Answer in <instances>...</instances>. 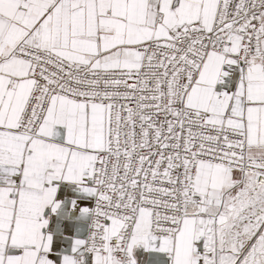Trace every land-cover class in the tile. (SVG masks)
<instances>
[{"label": "snow or ice", "instance_id": "1", "mask_svg": "<svg viewBox=\"0 0 264 264\" xmlns=\"http://www.w3.org/2000/svg\"><path fill=\"white\" fill-rule=\"evenodd\" d=\"M0 264H264V0H0Z\"/></svg>", "mask_w": 264, "mask_h": 264}]
</instances>
